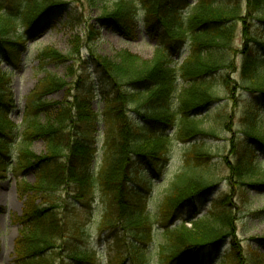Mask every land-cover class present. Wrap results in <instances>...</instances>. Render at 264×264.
I'll list each match as a JSON object with an SVG mask.
<instances>
[{
	"label": "trees",
	"instance_id": "trees-1",
	"mask_svg": "<svg viewBox=\"0 0 264 264\" xmlns=\"http://www.w3.org/2000/svg\"><path fill=\"white\" fill-rule=\"evenodd\" d=\"M87 1L94 4L96 0ZM188 1L138 0L137 6L134 0H118L114 10L106 15L105 25L134 39L139 22H143L147 35L156 43L153 60L145 62L128 52L120 53L116 60L92 54L95 66L109 86L103 93L104 110L100 115L92 109L96 92L88 81L80 79L73 94L74 89L65 80L48 75L27 97L22 149L16 164L11 162L18 126L9 119L11 98L1 66L7 62L17 67L27 43L52 28L68 12V7L62 0L0 1V180L12 172L18 180V193L25 198L18 218L22 230L15 243L16 264H96L95 254L79 250L66 239L71 234L77 238L81 232V227L73 224L78 215L77 205L90 209L98 194L104 207L100 229L112 232L114 246L123 248L117 249L116 263L150 264L147 249L157 236L150 228L146 198L137 187L147 185L141 173L143 165L160 174L163 164L168 162L167 140L159 135L173 124L171 116L167 120L172 121L163 120L167 102L176 91L180 75L189 87L179 99L182 117L179 139L189 142L197 136H214L199 127L195 115L213 101L206 89L218 82L215 77L221 69L228 68L220 56H230L238 24L245 25L240 0H197L191 9L194 14L185 18L190 7ZM263 12L264 0H247L249 17ZM244 28L242 80L248 91L264 96V74L260 73L264 60L249 47V33ZM93 36L92 29L89 34L92 41ZM255 41L264 55V40ZM186 47L189 55L178 66L174 58ZM74 55L64 56L49 48L40 58L42 63L65 64ZM221 77L229 89L228 80ZM207 78L216 81L208 82ZM60 89H66L64 100L55 103L47 100ZM130 107L136 109L139 122L130 116ZM251 114L246 140L237 143L231 140L230 155L234 161L227 163L241 192L244 185L264 186L246 183L259 169L258 152H264V135L256 134V114ZM102 120L106 126L105 152L95 173V133L97 123ZM37 140L46 145L41 158L31 152ZM210 158L202 145L194 144L187 154L184 172L172 185V195L161 207L164 224L161 237L165 242L162 264H203L200 257L203 252L219 251L227 240H232L231 195L216 202L209 217H199L195 200L206 196L216 182L209 172ZM29 171L36 175L33 185L23 178ZM187 212L192 220L183 216ZM168 216L171 223L165 225ZM219 264H264V254L251 248L245 252L232 240Z\"/></svg>",
	"mask_w": 264,
	"mask_h": 264
},
{
	"label": "rangeland",
	"instance_id": "rangeland-1",
	"mask_svg": "<svg viewBox=\"0 0 264 264\" xmlns=\"http://www.w3.org/2000/svg\"><path fill=\"white\" fill-rule=\"evenodd\" d=\"M62 1L67 3L68 12L52 28L37 39L27 43L18 66H11L7 62H3L1 66V70L5 74L4 84L7 94L11 98V105L8 109L9 119L18 126L16 131L18 137L13 146L12 164L17 163L16 158L22 149L20 139L24 130L22 125L27 97L42 84L48 75H54L65 80L70 88L74 89L72 90L73 94L78 90L76 85L81 82L80 79L88 81L96 92L92 109L100 115L104 110L103 93L109 90V86L102 79L101 73L95 66L92 54L95 53L97 56L116 60L120 53L128 52L145 62L152 61L156 54V43L147 35L143 22H139L134 39H128L116 32L114 28L105 25L106 15L114 10L118 0H96L94 4H89L87 0ZM134 1L138 6V0ZM196 2L197 0L188 1L190 7L185 11V18L194 14L191 9ZM240 5L244 14L245 25L241 22L238 24L237 37L233 45L234 51L230 53V56L226 58L220 56L221 60H225V65L228 68L221 69L216 74L215 78L218 81L216 83L214 78H207L208 82L215 83L210 89H206V93L213 97V101L206 110L195 115L199 127L214 136H197V139L189 142L179 139L182 118L179 99L181 92L189 87V84L184 82L179 75L175 84L176 91L167 102V114L163 118V120H167L169 116L172 117V128L163 129L159 134L167 140L166 157L168 162L166 165L163 164L160 174L148 170L144 165L141 169L147 185L145 188L137 187V189L143 192L146 198L148 214L150 215V228L157 236L147 249L150 264H162L161 251L165 242L161 237L164 225L161 207L172 195V185L176 177L184 172L187 154L194 144L202 145L211 155L209 172L216 179L215 186L206 196H199L195 200L200 213L199 217H209L215 203L223 197L231 195L233 198L231 204L234 207L232 240H235L245 252L251 248L264 254V186L253 188L244 185L241 192L240 187L239 189L236 188L235 180L231 178L233 174L228 167V164L234 161V157L230 155L231 140L236 143L246 140L245 132L249 127V117L253 118L252 112L256 114V134L264 135V96L248 91L241 76L244 45L246 44L242 34L244 27L249 33V47H252L257 56L264 60V55L255 41L264 40V12L249 17L246 14L247 0H240ZM92 29L95 33L93 41L89 37ZM19 32L24 33L23 30H19ZM49 48L64 56L77 53L65 64H53L47 61L42 63L40 56ZM189 51V48L186 47L174 58L178 66H181L188 57ZM260 73L264 74V65L260 67ZM221 75L228 80L229 89L224 85ZM65 96L66 89H60L48 96L47 100L52 103L61 102ZM135 110L134 107H130V116L134 121L139 122L140 116ZM172 119L169 120L172 121ZM45 122L46 118L43 116V123ZM105 131V122L102 120L97 123L95 133V147L97 149L93 163L95 173L99 170L105 152ZM31 152L37 158L43 157L46 153L45 142L43 140L35 141L31 146ZM258 157L259 169L254 177L246 181L248 185L264 183V152H258ZM35 176V172L29 171L25 173L23 178L30 185H33ZM17 183V178L10 171L6 178L0 180V264H16L15 243L22 230L18 218L22 215L25 203V198H22L18 193ZM77 209L78 215L74 218L73 224L81 227L80 235L74 238L71 234L66 241L71 242L72 246L78 247L83 252L95 254L98 261L96 264H117L115 261L117 249L122 251L123 248L114 246L115 237L112 232L100 229L99 221L104 210L100 195L96 196V200L90 209L80 205H77ZM183 216L186 220L193 219L188 212ZM170 220V216H168L165 220L167 222L164 221L165 225H170ZM213 220L215 219H210L211 222ZM232 240H227L219 251L203 252L200 255L203 264H219ZM61 253L66 257L63 251ZM125 264L131 263L126 262Z\"/></svg>",
	"mask_w": 264,
	"mask_h": 264
}]
</instances>
